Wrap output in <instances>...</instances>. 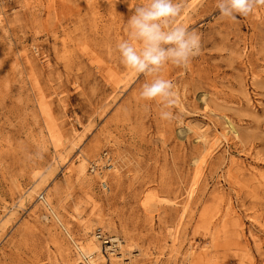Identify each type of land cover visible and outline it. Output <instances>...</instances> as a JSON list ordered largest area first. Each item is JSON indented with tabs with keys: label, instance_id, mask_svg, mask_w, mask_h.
Wrapping results in <instances>:
<instances>
[{
	"label": "rangeland",
	"instance_id": "obj_1",
	"mask_svg": "<svg viewBox=\"0 0 264 264\" xmlns=\"http://www.w3.org/2000/svg\"><path fill=\"white\" fill-rule=\"evenodd\" d=\"M147 2L0 0V264H87L49 208L97 264H264V6L183 0L202 50L159 73L166 121L116 50Z\"/></svg>",
	"mask_w": 264,
	"mask_h": 264
},
{
	"label": "clouds",
	"instance_id": "obj_2",
	"mask_svg": "<svg viewBox=\"0 0 264 264\" xmlns=\"http://www.w3.org/2000/svg\"><path fill=\"white\" fill-rule=\"evenodd\" d=\"M264 6V0H217L220 14L229 19L247 17ZM183 0H148L137 6L127 21V38L116 44L121 63L137 74L151 76L139 93L145 101L161 104V119L174 118L171 109L177 104L172 80L159 75L168 65L187 68L201 54V36L176 19L182 14Z\"/></svg>",
	"mask_w": 264,
	"mask_h": 264
},
{
	"label": "bare ground",
	"instance_id": "obj_3",
	"mask_svg": "<svg viewBox=\"0 0 264 264\" xmlns=\"http://www.w3.org/2000/svg\"><path fill=\"white\" fill-rule=\"evenodd\" d=\"M233 130V128H232ZM200 139V138H199ZM199 142V141H198ZM109 171L111 170H115V168L113 167V165H109L108 167ZM102 182V181H101ZM102 189H104L105 191L108 190L107 186L105 183H101L100 184ZM192 193V191H191ZM45 205L46 207H48V204L45 201ZM50 210V214L53 216L55 222L62 227V231L65 232V234L67 235V237L69 238V240L72 241V245H74L75 249H76V253L78 255V257L85 261L87 264H97L98 262H107V263H111V258L113 256V251L111 250V248L109 247H104V245H108L109 242H102L99 243L96 240H99V237L94 236L93 239L86 241V244H80L77 245L71 238V236L69 235L68 231L63 227L60 219H59V213H57L54 210ZM110 243L115 244L117 243V246L120 249V252L122 253V255H120L119 258H121V260L124 258V252L122 251V246L119 243L118 240L113 239L110 241ZM76 255V254H75Z\"/></svg>",
	"mask_w": 264,
	"mask_h": 264
},
{
	"label": "built area",
	"instance_id": "obj_4",
	"mask_svg": "<svg viewBox=\"0 0 264 264\" xmlns=\"http://www.w3.org/2000/svg\"><path fill=\"white\" fill-rule=\"evenodd\" d=\"M39 201L43 203V205L46 207L45 205V200H44V197L41 195L40 197H38ZM47 208V207H46ZM48 210V208H47Z\"/></svg>",
	"mask_w": 264,
	"mask_h": 264
}]
</instances>
